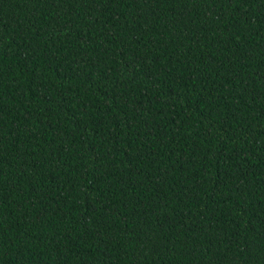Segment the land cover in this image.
Here are the masks:
<instances>
[{
  "label": "trees",
  "instance_id": "trees-1",
  "mask_svg": "<svg viewBox=\"0 0 264 264\" xmlns=\"http://www.w3.org/2000/svg\"><path fill=\"white\" fill-rule=\"evenodd\" d=\"M0 264H264V0H0Z\"/></svg>",
  "mask_w": 264,
  "mask_h": 264
}]
</instances>
